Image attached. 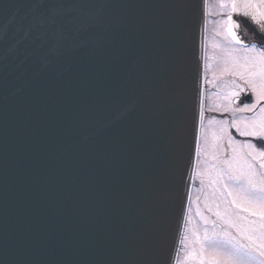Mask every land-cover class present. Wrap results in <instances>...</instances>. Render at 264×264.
I'll use <instances>...</instances> for the list:
<instances>
[{
  "label": "snow or ice",
  "instance_id": "6c2138e0",
  "mask_svg": "<svg viewBox=\"0 0 264 264\" xmlns=\"http://www.w3.org/2000/svg\"><path fill=\"white\" fill-rule=\"evenodd\" d=\"M207 2L202 0V23ZM217 5L225 53L217 69L198 57L191 152L185 163L177 145L161 180L158 169L140 172L132 152L140 130L130 121L141 115L157 122L182 111L187 22L181 29L171 16L144 10L186 5L20 0L22 12L0 36V49L21 63L34 58L45 67L88 55L71 80L41 91L26 111L11 113L6 102L0 104V264H165L163 235L154 221H162L167 211L175 169L183 164L185 189L192 187L193 175H200L199 156L209 147L222 189L232 197L228 215L218 211L216 216L235 225L247 243L228 231L205 232L192 251L178 240L166 264H248L253 254L264 257V0H217ZM164 25L173 29L175 47L160 57L151 40L141 37ZM207 71L227 88L222 103L211 107L199 100V85L211 83ZM99 93L119 97L104 127L126 126L122 134L88 152L68 143L64 156L54 160L53 145H63L65 138L53 114ZM207 113L220 117L208 121L218 126L211 145L201 120ZM186 197L187 191L185 209ZM233 208L237 219L248 213L261 223L257 227L250 220L247 229L241 228L232 219ZM149 238L151 243L129 244Z\"/></svg>",
  "mask_w": 264,
  "mask_h": 264
},
{
  "label": "water",
  "instance_id": "95a60500",
  "mask_svg": "<svg viewBox=\"0 0 264 264\" xmlns=\"http://www.w3.org/2000/svg\"><path fill=\"white\" fill-rule=\"evenodd\" d=\"M19 2L20 0H0V36L6 31L10 32L11 18L21 14L22 10L17 7ZM151 2L186 5L183 8L168 10H144L148 15L167 14L171 16L181 29L185 28V21L187 22V40L182 53L185 88V102L182 111L179 114L171 113L157 122L146 121L141 115L133 116L130 121L131 126L140 130L139 139L132 146L140 172L148 175L158 169V178L162 180L164 173L169 169L170 159L177 145L182 148L185 163L191 152L197 99L195 79L198 57L205 60L207 4L204 5L206 19L202 23V0H151ZM141 39H150L154 51L160 57L170 54L175 47L173 29L167 25ZM87 55V53L78 54L73 60L45 67L42 63L34 64V58L21 63L14 59L11 52L0 49V66H6L5 71H0V104L6 102L11 113L26 111L32 98L41 91L55 88L62 82L71 80L79 71L81 63L87 59ZM199 92V100L203 106H206L205 84L199 85ZM118 103V96L99 93L87 98H77L65 106L63 111L54 113L52 119L56 123L59 135L65 138V143L53 145L52 158L58 160L64 156V148L68 143L88 152L102 147L111 138L121 135L126 126L104 127L105 122L116 111ZM203 118L204 116L201 117L202 121ZM182 173L183 164L175 169V191L169 198L163 220L157 217L154 221L157 231L162 232L163 235L165 264L176 242L182 240L186 223L192 187L185 189ZM185 191H187L186 209L183 207ZM151 242V238L134 239L129 241V244L143 245Z\"/></svg>",
  "mask_w": 264,
  "mask_h": 264
},
{
  "label": "rangeland",
  "instance_id": "374dc122",
  "mask_svg": "<svg viewBox=\"0 0 264 264\" xmlns=\"http://www.w3.org/2000/svg\"><path fill=\"white\" fill-rule=\"evenodd\" d=\"M207 10V24L209 31L206 33L205 61L206 64L211 66L212 69H217L219 67L220 59L225 53V39L223 36L222 26L219 23V21L221 20V9L217 5V0H208ZM209 13H211V15H209ZM206 74L208 75L207 79L211 81V83L207 84V92H210V107L213 105L221 104L222 98L226 93L227 88L223 86L219 80H213L212 71H207ZM208 121L209 119L207 118L203 120V125L207 126L209 145H211L213 133L216 131V128L218 126L215 124L209 125ZM199 159L202 161V163L200 164L199 168L200 175H196V178L200 183L201 179L203 182L201 183V187L195 188L193 191V204L191 205V211L189 213L184 230V235L182 237V240L186 241L187 250L192 251L194 248H198L199 245L196 243L197 237L202 238L205 232L211 235L214 232L222 233L223 231H228L231 236L235 238V240L240 241L241 243H247L246 240L242 239L241 234L237 231L235 225L229 227L225 223H217L218 219L223 221L221 218H218L216 223H212V227L210 228H208V223H205L207 218L204 214L205 205L202 202L203 185L209 184V192L215 194L221 188V184L219 183L220 181L217 176V169L215 167L216 162L213 159L211 147H209L208 153L204 156H199ZM211 211L216 216V212H218L216 207H214V209ZM240 215L242 217H245V219H238L239 221L236 220V224H238L241 228L247 229L250 220H255L257 222V227L261 223V219L259 216L252 217L248 213H241ZM221 217H223L222 214ZM248 264H264V257L253 254V257L248 260Z\"/></svg>",
  "mask_w": 264,
  "mask_h": 264
},
{
  "label": "flooded vegetation",
  "instance_id": "af4514ba",
  "mask_svg": "<svg viewBox=\"0 0 264 264\" xmlns=\"http://www.w3.org/2000/svg\"><path fill=\"white\" fill-rule=\"evenodd\" d=\"M207 9H208V2H207V6H206V10ZM206 77H208V75H206ZM209 93L210 92H207V84H206V100H207V103H206V106L205 107H210V96H209ZM212 116H216V118H220L219 115L216 114V113H207V114H205L203 120H205L206 118L207 119H210ZM226 116H227V114H225V118H226ZM219 183L221 184V182H219ZM208 185H206V184L203 185L202 202L205 205V207H204V214L206 215V218H207V220H206L205 223H208L207 224L208 225V228H210V227H212V223H216L217 222V219H218V217L215 216L211 210H213L214 207H216V209L219 212H221V214L223 215V217L226 216V215H228V212H229V203L232 200V197L228 196L227 193L223 191L222 186L219 189V191L216 192L215 194L210 193L209 190H208ZM199 187H201V183L199 181H197L196 175H194L193 184H192V190H191L189 204H188L186 223H187V219H188L189 213L191 211V209H190L191 208V205L193 204L192 203L193 196H194L193 195V191H194L195 188H199ZM226 195H227V197H226ZM230 211L232 213V219L239 221L236 218V216H235V212H237L238 209L233 208ZM186 223H185V227H186ZM217 223H220L221 224V223H224V222L218 219V222ZM185 227H184V230H185ZM183 235H184V231H183Z\"/></svg>",
  "mask_w": 264,
  "mask_h": 264
},
{
  "label": "bare ground",
  "instance_id": "6f19581e",
  "mask_svg": "<svg viewBox=\"0 0 264 264\" xmlns=\"http://www.w3.org/2000/svg\"><path fill=\"white\" fill-rule=\"evenodd\" d=\"M209 30H208V24L206 23V32H208ZM207 75V74H206Z\"/></svg>",
  "mask_w": 264,
  "mask_h": 264
}]
</instances>
